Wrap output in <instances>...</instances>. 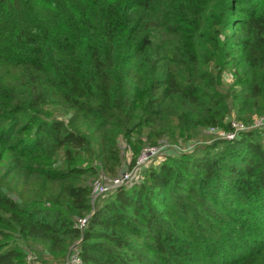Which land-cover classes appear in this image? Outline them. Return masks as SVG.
<instances>
[{
  "label": "trees",
  "instance_id": "obj_1",
  "mask_svg": "<svg viewBox=\"0 0 264 264\" xmlns=\"http://www.w3.org/2000/svg\"><path fill=\"white\" fill-rule=\"evenodd\" d=\"M17 2H0V264L76 245L83 264H264V126L208 134L264 116V0ZM161 145L141 181L91 195Z\"/></svg>",
  "mask_w": 264,
  "mask_h": 264
},
{
  "label": "built area",
  "instance_id": "obj_2",
  "mask_svg": "<svg viewBox=\"0 0 264 264\" xmlns=\"http://www.w3.org/2000/svg\"><path fill=\"white\" fill-rule=\"evenodd\" d=\"M255 119L251 122V128L264 126V116L254 117ZM231 126L229 130L218 129L216 127H211L209 132L216 135L221 139H234L237 132H242L248 130L249 127H244L243 122L241 121H233L231 120ZM165 146H147L141 149L138 155L135 158L133 165L129 168H126L120 175L114 177H102L99 176L92 180L91 183V195L93 197H97L99 195H103L108 193L110 190L114 189L116 186L123 184L127 181V179H132L136 174V171L145 166L144 164L149 163L155 158H160V155L164 152ZM163 151V152H162ZM87 225V217L79 218L75 222V226L79 229H84ZM61 264H83L80 256V251L78 246H74L70 251L69 255L65 259V261Z\"/></svg>",
  "mask_w": 264,
  "mask_h": 264
},
{
  "label": "rangeland",
  "instance_id": "obj_3",
  "mask_svg": "<svg viewBox=\"0 0 264 264\" xmlns=\"http://www.w3.org/2000/svg\"><path fill=\"white\" fill-rule=\"evenodd\" d=\"M2 1H5V2H7V4H13V5H17L18 4V2H17V0H9V2H8V0H0V2H2ZM256 1H261V0H256ZM19 12V8H15V10H14V13H18ZM13 13V14H14ZM233 75H231L230 73H226V74H224V76H223V81H224V84H223V86H224V88L225 87H227V84L228 83H230V82H232V80H233ZM229 117V119L228 120H230V122H231V120H235V121H240V120H238L239 118L237 117V114H236V111H235V109H231V112L229 113V114H227L226 115V117ZM227 117V118H228ZM255 119V118H254ZM242 122V121H241ZM252 122V121H251ZM251 122L250 123H248V124H246V123H243V126L244 127H249V129H251ZM219 129H222V127H220ZM222 131H224V129L222 130ZM241 132V131H240ZM240 132H237V134H236V136H235V138L236 137H238L239 136V133ZM208 134L209 135H213V136H216V135H214L213 133H211V132H208ZM207 137L205 136V134L204 133H202V134H199V135H197L196 137H190L189 138V140H182L181 142H182V145H180V146H177L178 147V149H177V151H184V152H186V151H188V150H191V149H193V147L194 146H196V144L197 143H205L206 141H207ZM206 140V141H205ZM222 140H228L229 141V139H225V138H223ZM230 140H234V139H230ZM125 142H124V140H121L120 141V146L123 148H126V149H128V147H126L125 146ZM171 144L172 145H175L176 143H172L171 142ZM126 151V150H125ZM131 155L132 156H134L135 155V153L133 152V151H131L130 150V148H129V150L128 151H126V153H124V157H125V159H126V163H128V161H131V159H132V157H131ZM163 158H155L153 161H152V164L151 165H154V166H156L161 160H162ZM144 165H146V163L144 164ZM148 166L149 165H146V168H148ZM0 170H2V168H0ZM143 179V173H141V174H139V177L138 176H135V177H133L132 179H127V181L126 182H124L123 183V185H130V184H132V182H138V181H141ZM92 183V182H91ZM106 194V193H105ZM257 237H258V239H262V240H264V233L263 232H261V231H259V233H258V235H257ZM260 251H262V253H264V245L262 246V248H260V250H259V253H260ZM258 253V252H257ZM215 257L217 258V259H219V261L221 260V258H219L218 257V254L217 253H215ZM224 258H226L227 260L228 259H231V258H234V255L232 254V253H228V255H226Z\"/></svg>",
  "mask_w": 264,
  "mask_h": 264
}]
</instances>
